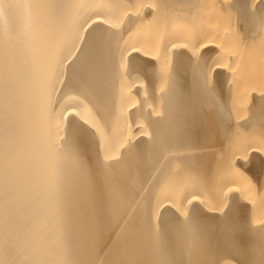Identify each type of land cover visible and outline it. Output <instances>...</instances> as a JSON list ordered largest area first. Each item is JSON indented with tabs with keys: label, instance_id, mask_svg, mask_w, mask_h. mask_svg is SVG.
Listing matches in <instances>:
<instances>
[{
	"label": "bare ground",
	"instance_id": "bare-ground-1",
	"mask_svg": "<svg viewBox=\"0 0 264 264\" xmlns=\"http://www.w3.org/2000/svg\"><path fill=\"white\" fill-rule=\"evenodd\" d=\"M263 105L264 0H0V264H264Z\"/></svg>",
	"mask_w": 264,
	"mask_h": 264
},
{
	"label": "rangeland",
	"instance_id": "rangeland-1",
	"mask_svg": "<svg viewBox=\"0 0 264 264\" xmlns=\"http://www.w3.org/2000/svg\"><path fill=\"white\" fill-rule=\"evenodd\" d=\"M212 102H214V101H211V102H206V104L203 106V114H202V118H203V120H204V124H205V126H208L209 128H211L212 127V125H214V123H212L211 122V120H212V118L211 117H213V114H212V109H213V105L215 104V102H214V104L212 105V104H210V103H212ZM210 106H212V108L210 107ZM250 106H252V104L250 105H244V106H242V107H239L240 109H233V107H231L233 110V114H231V115H233V116H231L232 118H235V116L237 117L238 115H243V114H246L247 116H248V112H249V109H250ZM248 109V110H247ZM262 109H263V112H264V105L262 106ZM235 111V112H234ZM237 112V113H236ZM242 112V113H241ZM247 116H244V117H247ZM210 117V118H209ZM238 117H240V116H238ZM237 117V118H238ZM258 126V127H257ZM264 126H260L259 127V125L257 124V125H253L252 126V128L253 129H255V130H251V132H253V131H258V130H260L259 132H260V134H264V128H263ZM230 129L233 131V133H234V131H235V133L234 134H242V132L243 131H239V130H237L236 129V127L233 125V123H232V127H230ZM231 130H229V132H228V134H232V131ZM214 130H210V131H208V134H214ZM243 134H245V132H243ZM247 134H252V133H247ZM248 175V174H247Z\"/></svg>",
	"mask_w": 264,
	"mask_h": 264
},
{
	"label": "snow or ice",
	"instance_id": "snow-or-ice-1",
	"mask_svg": "<svg viewBox=\"0 0 264 264\" xmlns=\"http://www.w3.org/2000/svg\"><path fill=\"white\" fill-rule=\"evenodd\" d=\"M73 159L75 160V157H73Z\"/></svg>",
	"mask_w": 264,
	"mask_h": 264
}]
</instances>
